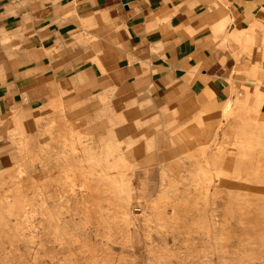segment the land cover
<instances>
[{
    "label": "rangeland",
    "instance_id": "obj_1",
    "mask_svg": "<svg viewBox=\"0 0 264 264\" xmlns=\"http://www.w3.org/2000/svg\"><path fill=\"white\" fill-rule=\"evenodd\" d=\"M192 5L116 86L86 14L80 67L0 108V264H264V0Z\"/></svg>",
    "mask_w": 264,
    "mask_h": 264
},
{
    "label": "crops",
    "instance_id": "obj_2",
    "mask_svg": "<svg viewBox=\"0 0 264 264\" xmlns=\"http://www.w3.org/2000/svg\"><path fill=\"white\" fill-rule=\"evenodd\" d=\"M192 1L0 0V108L17 103L22 106L24 96L30 106L43 101L50 91L48 78L58 79L59 68H69V64L73 69L76 64L80 67L78 61L83 58V47L79 43L84 37L86 14L93 12L97 33L100 35L103 31L105 37L108 35L105 41L110 42L111 35L116 37L118 32L126 45L124 63L117 66L115 55L114 66L110 64L113 68L109 76L116 86L137 75L140 62L148 61L152 40L161 34L160 28L164 25L161 22L172 27L175 24L197 27ZM212 22L210 19L211 25ZM182 34L181 31L174 33L178 37ZM184 42L192 43V35H185ZM70 44L78 46L72 51ZM74 58L78 63L72 61ZM223 77L228 78L225 74ZM201 83L205 91L212 88L211 84ZM165 91L169 96V88ZM190 94L192 96V92ZM230 98L228 95L225 101L228 103ZM209 105V101L201 99L197 106L203 109ZM180 110L183 112V107ZM203 123L210 132L217 129L218 124L229 123V119L222 123L210 111Z\"/></svg>",
    "mask_w": 264,
    "mask_h": 264
}]
</instances>
